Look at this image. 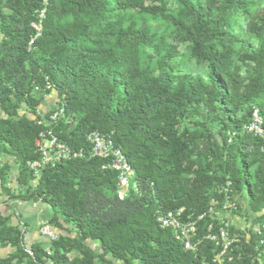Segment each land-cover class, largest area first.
Masks as SVG:
<instances>
[{"label": "trees", "instance_id": "16d2710c", "mask_svg": "<svg viewBox=\"0 0 264 264\" xmlns=\"http://www.w3.org/2000/svg\"><path fill=\"white\" fill-rule=\"evenodd\" d=\"M148 1L0 0V189L47 206L58 233L47 248L27 247L0 212V249L12 250L0 264H264V234L216 217L234 204V217L264 222V138L245 130L254 110L264 128V6L240 30L236 18L253 1L174 0L176 16L169 0ZM129 12L172 26L195 69L181 68L178 50ZM53 93L62 143L87 151L85 137L96 131L124 155L136 190L123 200L116 173L86 156L35 182L26 164L38 159L37 122L52 113L40 114V100ZM204 118L218 124L219 141L195 121ZM180 209L183 223H195L193 251L155 221ZM220 229L230 241L223 253Z\"/></svg>", "mask_w": 264, "mask_h": 264}, {"label": "built area", "instance_id": "2783aa9c", "mask_svg": "<svg viewBox=\"0 0 264 264\" xmlns=\"http://www.w3.org/2000/svg\"><path fill=\"white\" fill-rule=\"evenodd\" d=\"M44 18V12H40L38 15V23H32L30 26L34 30L35 35L32 39L35 40L41 34V21ZM28 45L30 49L31 43ZM62 110L53 109L52 113L48 117H42L38 122V126H43L34 141V150L38 155V159L27 162L26 167L32 173L35 182L39 179L43 170L47 168H54L58 164L71 160L88 157L89 159H98L102 162L101 169L115 172L117 175L116 182V195L119 200H123L130 188L136 190V186L132 183L133 170L126 161L122 152L115 148L112 140L109 136L100 134L99 132L92 131L85 137L88 145V150L83 151L73 150L62 143L57 135L53 132L52 127L57 123L62 116ZM246 132L256 138H264V128L262 127V120L258 114V110H254L250 124L245 128ZM234 204L226 205L224 209H234ZM182 210L157 212L155 215V221L161 229H170L175 234L176 241H179L184 250H195L191 240L195 235V223L181 221ZM201 219V216L198 218ZM227 224H225L226 228ZM252 224H249L248 229ZM252 230V229H251ZM39 235L52 243L58 239V234L48 222H41L38 226ZM254 234L261 237L264 234V222L259 225H255L252 230ZM212 241H216V237L209 235L208 237ZM218 238L222 242L223 252L230 244L227 237V232L224 229L218 231ZM260 245H264V240L259 241ZM220 255L217 256V260L220 259Z\"/></svg>", "mask_w": 264, "mask_h": 264}, {"label": "rangeland", "instance_id": "374dc122", "mask_svg": "<svg viewBox=\"0 0 264 264\" xmlns=\"http://www.w3.org/2000/svg\"><path fill=\"white\" fill-rule=\"evenodd\" d=\"M253 1L254 3L250 5L249 10L247 12L246 17H237L236 20H238V24H239V28L240 30H243V28L245 27V24L247 23V21L253 17L254 15H256L258 13V11H261L262 7L264 6V0H249ZM145 3L147 5H152V2L145 0ZM169 5L172 7L173 11V15H177L178 13V5L177 3H175L174 0H169L168 1ZM178 9V10H177ZM128 15L130 16V18H132V20H134V22L139 23H144L145 25H147L150 30L156 31L162 38L165 39L166 43L169 46H173L175 47L179 54H178V60L177 62L179 63L181 68L184 69H195V65L194 63L189 59L188 56V51L185 48V46L183 44H180L177 42V39L174 36V29L172 26L163 23L160 19L158 18H153L151 16H147V15H142V14H137L135 12H129ZM147 53L144 52L142 54V56L146 55ZM198 73L201 72L200 69L197 70ZM34 97L36 99H40V95L34 94ZM54 99H55V94H51L49 96H44L41 100H40V114L43 115L46 112L52 111L53 109H55V104H54ZM198 122H201L205 125L206 130H208L209 132H211L217 141H219V137H218V131H219V126L217 123L211 122L210 120H207V118L204 119H198L195 120ZM185 126L188 129H192V123H189L188 121L185 122ZM5 159V158H4ZM17 167L15 166V169ZM242 203H245V200H241ZM245 212H246V206L244 208ZM216 217L219 221H227L230 225H233V227H235L238 230L244 231L247 233V229L250 223H248L245 219L243 218H238V217H234L231 212L230 209H224V210H220L217 212ZM261 223L258 224H254L251 226L250 229H254L255 225H259ZM264 262V260H263Z\"/></svg>", "mask_w": 264, "mask_h": 264}, {"label": "crops", "instance_id": "0c3cea01", "mask_svg": "<svg viewBox=\"0 0 264 264\" xmlns=\"http://www.w3.org/2000/svg\"><path fill=\"white\" fill-rule=\"evenodd\" d=\"M1 116L0 113V117ZM9 162H11V160H9ZM17 175L18 170L17 168L15 169V166L13 165L8 188L10 189V194L14 196L17 195L15 183ZM22 191H24V189ZM0 212L4 216L11 217L12 225H19V229L24 233V243L27 247L36 243H41L44 248H47V240L41 237L38 232L39 224L41 222H48L51 218V212L47 206L41 203L23 202L11 198V196L9 197L2 193L0 189ZM10 253H12V250L10 249H0L1 258L6 257Z\"/></svg>", "mask_w": 264, "mask_h": 264}]
</instances>
